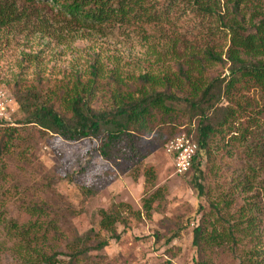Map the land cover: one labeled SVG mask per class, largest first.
I'll use <instances>...</instances> for the list:
<instances>
[{
	"label": "rangeland",
	"instance_id": "obj_1",
	"mask_svg": "<svg viewBox=\"0 0 264 264\" xmlns=\"http://www.w3.org/2000/svg\"><path fill=\"white\" fill-rule=\"evenodd\" d=\"M224 5L225 2H221L220 7ZM34 29L31 23L11 29L0 28V123L16 126L24 119L16 102L19 90L33 87L52 96L63 83L74 85L78 73L87 78L97 59L102 64L99 67L108 75L109 71L117 70L123 76L138 77L144 72L174 70L185 48L210 43L226 61L224 54L229 47V39L219 34L220 25L214 17H199L185 4L176 9L171 24L148 34L118 28L103 37L82 32L75 35L54 28L56 34L49 37L34 33ZM174 46H177L176 54ZM229 68L227 61L212 64L206 76L210 81L215 78L228 81ZM97 97L96 107L107 109L110 105L107 93H99ZM61 100L59 97L55 104L58 111L65 113L67 110L61 109ZM223 104L238 110L241 123L252 127L264 125V94L253 82L237 84L229 96H224ZM194 127L195 124L190 127L189 120L180 112L169 115L161 109L156 110L151 117L140 119L129 135L113 143L108 158L99 152L100 141L86 139L70 143L32 128L22 131L26 145L12 158L11 168L14 171L26 168L36 181H43L42 175L54 177L57 199L48 201L56 210L72 208L76 211L69 222L80 235L95 231L100 238H110L111 233L101 226L102 212L117 207L121 220L114 229L120 239H111L107 248L91 253L94 257L114 260L115 264H196L194 229L202 219L211 225L218 219L211 211L212 204L225 207L230 203L222 213L226 223L218 221L216 225L220 231L237 225L238 246L232 248L227 244L216 248L208 264H253L247 259L257 251H261L258 259L264 261V193L260 190L248 192L247 170H243L247 163L242 155L236 154L241 145L232 143L234 133L225 141L227 147L225 142L213 147L215 159L203 180L207 195L201 196L195 187L193 170L179 172L176 156L169 152V145L184 139L183 142L190 141L197 151ZM151 167L156 176L152 183L146 177ZM9 190L1 199H6L9 205L6 207L8 216L16 218L21 215L20 205L11 187ZM149 199L151 210L145 207ZM247 201L257 202L258 219L253 229L248 228L245 218L240 221L237 215L239 207ZM60 251L68 252L66 244ZM61 259L67 258L62 256ZM4 264L25 262L9 255Z\"/></svg>",
	"mask_w": 264,
	"mask_h": 264
},
{
	"label": "trees",
	"instance_id": "obj_2",
	"mask_svg": "<svg viewBox=\"0 0 264 264\" xmlns=\"http://www.w3.org/2000/svg\"><path fill=\"white\" fill-rule=\"evenodd\" d=\"M221 2H225L224 7H220ZM184 4L199 17H214L220 25L219 34L229 39L224 54L230 64L228 81L221 78L210 81L206 76L212 64L226 62L217 47L206 43L185 48L174 70L144 72L138 77L123 76L116 70L109 71L108 75L99 67L102 64L97 59L87 78L78 73L74 85L61 83L52 96L33 87L17 92L16 102L24 119L16 126L0 123V264H4L9 255L25 264H115L114 260L105 261L91 253L107 248L111 239H120L114 229L121 220L117 207L102 212L101 226L111 233L110 238H100L95 231L80 235L69 222L76 211L72 208L56 210L48 201L57 199L54 177L42 175L44 180L36 181L26 168L17 171L11 168L12 158L26 145L24 130L37 128L70 143L86 139L100 141L99 152L108 158L112 144L134 131L140 119L151 117L159 109L169 115L180 112L189 120L190 127L195 124L192 131L198 150L191 170L201 196L207 195L203 180L215 159L213 147L228 141L233 133L232 143L241 145L236 154L242 155L247 163L243 170H247L248 192L260 190L264 193V125L252 127L241 123L238 110L223 104L224 96H229L242 81L253 82L264 94V0H0V28L11 29L31 23L34 33L49 37L56 34L54 28L75 35L82 32L103 37L118 28L148 34L171 24L176 9ZM176 47H172L175 54ZM154 52L157 53L156 48ZM99 93H107L110 101L107 109L96 107ZM59 97L62 98L60 108L67 110L65 113L56 107L55 100ZM192 131H188L189 136ZM154 172L152 167L146 171L150 183L156 179ZM7 184L15 195L11 196L19 201L21 215L16 218L8 216L6 207L9 205L6 199H1L10 191ZM150 204V199L145 201V207L151 210ZM256 204V201H247L237 214L240 221L245 218L248 228L252 229L258 219ZM229 207L230 203L225 207L212 204L211 211L218 219L212 225L202 219L194 229L196 264L210 263L216 248L227 244L232 248L238 246L237 225L228 231H220L216 225L218 221L226 223L222 213ZM65 244L67 253L60 251ZM260 252L251 253V259L247 260L264 264L258 259ZM62 256L67 259H61Z\"/></svg>",
	"mask_w": 264,
	"mask_h": 264
},
{
	"label": "built area",
	"instance_id": "obj_3",
	"mask_svg": "<svg viewBox=\"0 0 264 264\" xmlns=\"http://www.w3.org/2000/svg\"><path fill=\"white\" fill-rule=\"evenodd\" d=\"M183 141L184 139H177V141H174L169 145V152H173L176 156L177 166L180 173H186L191 169L193 158L197 152L193 149V146L190 145V141H188V143ZM194 147L197 148L196 145H194Z\"/></svg>",
	"mask_w": 264,
	"mask_h": 264
}]
</instances>
